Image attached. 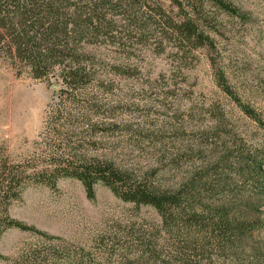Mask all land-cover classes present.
<instances>
[{
	"label": "rangeland",
	"instance_id": "obj_1",
	"mask_svg": "<svg viewBox=\"0 0 264 264\" xmlns=\"http://www.w3.org/2000/svg\"><path fill=\"white\" fill-rule=\"evenodd\" d=\"M143 1L136 11L147 18L141 35L127 26L123 9L107 12L116 13L112 27L86 47L92 73L68 102L70 119L55 116L64 102L56 75L36 78L25 61L0 50V159L33 171L55 157L63 163L64 157L111 148L118 162L143 171L158 168L167 181H176L180 170L170 160L177 158L181 170L192 158L205 161L185 148L194 141L208 153L199 140L220 115L238 139L264 145V0H225L238 13L215 0H183L213 39L211 45L185 46L184 59L177 53L180 42L164 33L170 30L156 10L162 6L177 19L178 7L171 0ZM94 95L99 114L92 118L118 123L117 130L100 137L107 144L99 148L91 144L84 117L91 108L86 99ZM260 193L264 216V177ZM21 194L9 213L37 230L6 229L0 264H125L141 255L140 264H159L177 244L153 206L125 201L101 183L92 196L74 177H61L54 187L30 184ZM259 241L264 245V231Z\"/></svg>",
	"mask_w": 264,
	"mask_h": 264
},
{
	"label": "trees",
	"instance_id": "obj_2",
	"mask_svg": "<svg viewBox=\"0 0 264 264\" xmlns=\"http://www.w3.org/2000/svg\"><path fill=\"white\" fill-rule=\"evenodd\" d=\"M171 1L178 7L177 19L162 6L156 10L164 28L171 32L164 33L180 42L177 53L182 52L181 58L184 59L185 46L211 45L212 36L200 29L198 19L189 14L183 0ZM215 1L231 13H238L225 0ZM139 2L145 3L142 0H0V50L13 59L25 61L36 78L56 75L61 80L56 81V87L64 102L56 109L55 116L57 120L63 115L70 119L73 115L68 104L76 99L75 90L92 73L93 61H88L91 53L86 51L87 45L100 42L109 34L116 13L109 16L107 12L119 8L124 11L127 26L134 27L135 34L141 35L147 18L138 16ZM191 7L192 11H199V7ZM180 64L179 69L185 66L183 60ZM86 100L91 104V108L84 110L86 132L93 138L91 144L98 148L99 144L106 146L107 141L100 137L109 130H117L118 123L93 119L99 114L98 97L94 95ZM202 136L199 141L210 148L208 153L194 141L185 149L204 155L205 161L197 164L192 158L188 167L181 170L177 158L170 160L180 170L176 181H167L158 168L143 171L118 162L111 148L64 157L63 163L55 157L53 163L50 160L47 166L33 171L26 165L0 159V236L10 227L37 230L9 213L10 205L22 196L25 187L42 183L54 187L61 177H74L84 184L90 196L95 185L101 183L125 201L150 205L158 211L165 233L177 243L172 244L169 259L159 264H264V245L259 241L264 231L260 193L264 145L249 146L242 138L238 139L223 115ZM215 137L218 143L209 142ZM142 256L126 260L125 264H140Z\"/></svg>",
	"mask_w": 264,
	"mask_h": 264
}]
</instances>
